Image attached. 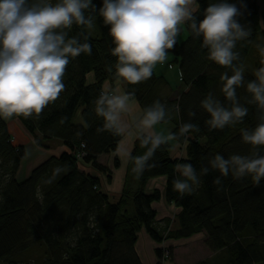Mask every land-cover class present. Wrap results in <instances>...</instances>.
Returning <instances> with one entry per match:
<instances>
[{"label":"trees","instance_id":"obj_1","mask_svg":"<svg viewBox=\"0 0 264 264\" xmlns=\"http://www.w3.org/2000/svg\"><path fill=\"white\" fill-rule=\"evenodd\" d=\"M209 2L212 0H195L198 18H202ZM229 2L238 4V0ZM259 2L244 0L247 7L242 9L244 15L239 20L250 25L252 35L236 45L245 70V87L237 88V96L248 108V114L242 123L222 130L207 126L209 114L201 107V101L212 92L230 106L221 92L220 75L225 71L231 75V71L209 59L202 37H195L188 24H184L186 39L178 38L175 48L168 50L174 56L171 65H177L184 85L180 92L154 70L150 79L136 85L119 78L117 58L112 54L115 45L98 14L92 13L100 35L73 25L69 36H77L83 42L87 35L91 54L72 59L64 77L65 90L39 117L17 116V122L37 147L49 150L50 142L59 140L67 150L49 157L19 180L17 174L27 149L14 144L8 124L0 116V264H143L136 250L142 229L159 244L205 233L207 247L213 252H224L225 264H264V180L256 184L251 177L237 180L229 174L221 177L220 187L213 183L220 173L210 169L201 176V185L192 194L180 195L173 187V180L179 176L175 170L178 163H191L199 173L218 153L225 158L232 154L251 155L254 151L264 155V146L254 149L241 137L242 128H254L259 122L257 108L248 103L250 94L246 91L247 82L264 66V56L257 47L264 45V11ZM93 3L99 8L102 0ZM90 12L87 10L86 15ZM92 73L95 81L89 84L87 76ZM116 80L121 81L124 91L134 94L142 111L157 100L171 110V117L161 123L172 125L171 134L176 136L173 140L186 143L187 155L173 159L172 144L162 145L148 162L155 166L146 167L139 176L132 171L133 164L128 159L121 195L112 202L103 191L100 178L80 166L93 168L111 183L112 170L99 162V156L114 153L122 136L97 131L105 121L96 114L94 101L106 81ZM79 108L82 123L75 121ZM191 112L195 115L190 116ZM185 122L195 124L199 130L181 136L179 129ZM146 151L137 138L130 154L135 157ZM80 152L85 154L81 160L77 157ZM113 167H120L118 157L114 158ZM57 168L61 171L57 172ZM160 177L166 178V201L181 209L179 215L166 220L163 228L152 207L162 193L147 192L149 181ZM90 215L93 221L89 220ZM167 250L171 262L172 250ZM34 253L38 254V262L31 260ZM156 254L161 261L163 249H157Z\"/></svg>","mask_w":264,"mask_h":264},{"label":"clouds","instance_id":"obj_2","mask_svg":"<svg viewBox=\"0 0 264 264\" xmlns=\"http://www.w3.org/2000/svg\"><path fill=\"white\" fill-rule=\"evenodd\" d=\"M194 5L195 0H102L97 8L93 0H0V116L39 117L59 98L66 88L64 77L72 59L92 52L87 35L81 42L69 32L74 24L91 30L92 13H96L103 18L115 45L112 54L117 58V75L132 85L152 77L156 64L164 63L168 50L175 48L180 26L188 24L195 37H202L209 59L231 71V75L228 71L220 75L221 92L230 106L209 92L201 101V107L209 114L205 123L210 129L219 130L242 123L248 108L237 96V88L245 87V70L236 45L252 35L250 25L239 20L247 6L244 0H238V4L212 0L202 18H198ZM87 10L91 12L86 15ZM257 47L264 56V45ZM254 76L247 82L246 91L250 94L248 103L257 108L259 122L254 128H242L241 137L245 144L258 149L264 146V66ZM133 99V93L119 86L102 91L94 101V110L105 122L97 131L131 134L126 116L132 115ZM170 117L171 110L157 100L134 118L137 138L147 149L135 157L126 153L137 176L146 167L155 166L148 162L159 147L176 139L171 133L155 131L157 124ZM198 130L195 124L185 122L179 133L185 136ZM210 169L220 173L213 181L220 187L221 177L229 174L237 180L251 177L259 184L264 180V155L254 151L251 155L232 154L225 158L218 153L199 173L191 163H178L174 190L180 195L194 193L201 185V176ZM89 220L94 217L90 215Z\"/></svg>","mask_w":264,"mask_h":264},{"label":"crops","instance_id":"obj_3","mask_svg":"<svg viewBox=\"0 0 264 264\" xmlns=\"http://www.w3.org/2000/svg\"><path fill=\"white\" fill-rule=\"evenodd\" d=\"M259 4H260L261 11H264V0H260ZM194 7H196V5H194ZM180 27H181V32L178 38H179V41H183L187 37L186 30H185L184 24L181 25ZM167 58H168V63H170L171 65V62H173L174 60V56L168 53ZM160 65L162 67L164 66L161 63ZM175 66L177 67V65ZM88 77L89 75L87 76V83L91 84V82L93 83L95 81L93 73H92V78H91L92 81L91 79L90 81H88ZM117 86H119L123 90L120 80H116L115 82L106 81L103 84L102 89L103 91L112 90ZM131 108H132V115L126 116V119L131 126L130 128L131 134H126L122 136V139L120 140L118 144V148L114 153L99 156V162L103 156H109V160H111L103 165L108 166L112 170V181H111L112 184L116 176L115 174H119V176H117L119 177V180H120V176H122L123 184H124V177H125V173H126V169L128 165V156L126 155L125 160H124L123 156L121 157L119 153L120 146L123 143V138L129 137L128 140L127 141L125 140V143L123 144V147L125 148L124 150L126 153H131L134 147V143L137 139V135H136L137 129L135 127L134 118L140 116L142 114V110L138 102L134 99H133ZM3 118L7 122L9 130H10V127L12 130L14 129L18 130V132L21 134L22 137L26 136V138H29L30 143L34 145L33 139L17 123V120L15 121V123H13V128H12L10 124L11 121L7 120L5 117ZM165 134H168V132H166ZM53 144L54 145L56 144L59 146L56 149H54ZM50 146L51 148L49 150H45L37 146L36 147L39 151H45V152H53V150H56V151L58 150L59 153L56 155H52V156H58L67 150L66 147L63 145V143L59 140H54V142L51 141ZM170 155L173 159L186 158V155H187L186 154V143L175 144L174 147H172ZM115 157H118V159L120 160V167L118 169H114L113 164L111 163L112 158L114 160ZM92 170L94 171L92 172V174L100 178L102 189L109 196L110 200L112 202H117V200L119 199L121 195L123 185H122V188L119 187V189L113 194L111 198V194L113 191H111L112 190L111 187L106 188V186L109 184L106 176L97 172L93 168ZM103 183H106V185ZM165 188H166V178L165 177L154 178L149 181L148 186H147L148 193H152L154 190H159L162 193V198L160 199V201L155 202L152 205L154 210L157 212V222H159L160 228L165 227L166 220H172L175 216L179 215L181 212L180 208L176 207L174 204H169L166 201L165 196H164ZM206 240H207V237L205 233H199L188 239H181L177 241L170 240V241H165L159 244V243H156L154 240H152L151 237L147 234V232L144 229H142V231L138 234L136 250L143 264H159L158 263L159 260L156 254L157 249H171L172 250V261L169 262V264H199L200 262H203L205 260L211 261V264H225L226 255L224 254V252L211 251L206 245Z\"/></svg>","mask_w":264,"mask_h":264},{"label":"rangeland","instance_id":"obj_4","mask_svg":"<svg viewBox=\"0 0 264 264\" xmlns=\"http://www.w3.org/2000/svg\"><path fill=\"white\" fill-rule=\"evenodd\" d=\"M91 31H93V34H95V35H100V33L98 31V27H97V25L95 23H94V27L91 29ZM161 64H163L164 66L162 67L160 65V63L156 64V66L154 67L155 73L157 75H164L168 79L171 87L175 89V91H177V92L182 91L184 89V85L181 82V79H180V76H179V69L175 65L174 66L170 65V63H168V58L166 59V61L164 63H161ZM91 78H92V74H89L88 81H90ZM91 81H92V79H91ZM80 113H81V108H79L78 111H77L76 118H75L76 123H82ZM6 119L11 121L10 124H11V126L13 128V123H15V121L17 120V116H13L11 118H6ZM155 129H156L157 132H164V133L168 132V133H170L172 131L173 127H172L171 124L159 123V124H157L155 126ZM10 132H11V134L13 136L14 144H16V145H24L26 147V149H27V155L23 159V161L21 163V166H20V169H19V172L17 174V178L19 180H24L29 175V173L31 172V170L33 168H35L40 163H42L43 161L48 159L50 156L56 155V154L59 153L58 150L57 151L53 150V152L39 151L37 149L36 145L34 143H33L34 145H32L30 143L29 138H26V136L22 137L21 134L18 132V130H16V129L12 130L11 127H10ZM132 134H133V132H132ZM128 138H126V137L123 138V143H122V145L120 146V149H119L120 156L121 157L123 156L124 160H125L126 152L124 150L125 148L123 147V144L125 143V140L126 141L128 140ZM170 143L172 144V147H174V145L177 144V142H175L174 140H171ZM58 146L59 145H56V144L54 145L53 144L54 149H56ZM124 160H123V162H124ZM109 161H111V160H109V156H103L101 158V160H100V162L102 164H105V163H107ZM111 163L113 164V158H112V162ZM80 168L82 170H85V171L90 172V173L94 172L91 167H86V166L81 165ZM115 175L116 176H115L113 184L109 183L106 186V188H108V187L112 188L111 191H113V192L111 194V198H112L113 194L119 189V187L122 188V185H123L122 176H120V180H119V177H117V176H119V174H115ZM103 184L106 185V183H103ZM37 255H38L37 253H34L33 256L31 257L32 258L31 260L38 262L36 260Z\"/></svg>","mask_w":264,"mask_h":264},{"label":"built area","instance_id":"obj_5","mask_svg":"<svg viewBox=\"0 0 264 264\" xmlns=\"http://www.w3.org/2000/svg\"><path fill=\"white\" fill-rule=\"evenodd\" d=\"M84 156H85V154L83 152H80L77 157H78V159L81 160ZM163 251H164L163 258L158 263L159 264H169V262H170V260H169L170 256L169 255H170V253H169V251L167 249H164Z\"/></svg>","mask_w":264,"mask_h":264}]
</instances>
